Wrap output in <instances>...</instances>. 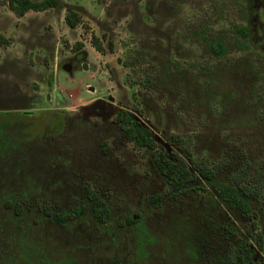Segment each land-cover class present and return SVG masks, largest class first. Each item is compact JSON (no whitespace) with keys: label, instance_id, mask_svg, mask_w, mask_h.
Returning a JSON list of instances; mask_svg holds the SVG:
<instances>
[{"label":"rangeland","instance_id":"obj_1","mask_svg":"<svg viewBox=\"0 0 264 264\" xmlns=\"http://www.w3.org/2000/svg\"><path fill=\"white\" fill-rule=\"evenodd\" d=\"M57 3L17 17L0 0V34L9 40L0 44V105L24 104V94L36 91L42 99L38 107L56 106L63 114L74 110L71 116L59 115L63 127L57 132L31 119L25 135L15 134L23 112L8 113L11 141L25 136L26 145L24 152L10 149L0 158V202L8 198L22 209L15 214L0 206V264H217L230 241L221 234L222 223L245 227L237 211L219 203L206 184L204 192L151 205L150 193H166L162 177L148 150L125 140L110 116L116 100L127 108L138 101L142 111L131 113L152 128L166 153L163 138L177 132L190 140L193 159L220 163V180H229L242 161L249 164V173L259 166L264 170V0ZM67 6L80 16L73 28L63 21ZM241 24L250 27V37L242 50L233 49V29ZM193 28L229 39L231 48L211 56L199 35L188 33ZM91 35L98 38L99 52ZM75 40L81 42L80 58L69 48ZM22 58L32 63L23 65ZM106 97L113 104L104 103ZM97 102L98 113L89 106ZM77 118L95 136L86 143L85 165ZM103 138L111 146L106 156L98 150ZM7 146L1 142L0 151ZM86 181L106 199V224L94 222L87 208L64 225L40 215L44 200L56 208L72 201L86 204ZM253 207L263 237V248L254 250L253 259L264 264V184ZM135 212L149 238H140L138 228L124 221Z\"/></svg>","mask_w":264,"mask_h":264},{"label":"trees","instance_id":"obj_2","mask_svg":"<svg viewBox=\"0 0 264 264\" xmlns=\"http://www.w3.org/2000/svg\"><path fill=\"white\" fill-rule=\"evenodd\" d=\"M5 1L17 17L28 9L41 10L58 5L57 0ZM63 21L69 28H73L81 22L79 14L68 6L64 8ZM188 33L199 35L206 50L213 57L222 56L231 47L242 50L245 41L250 37V32H248V37H246V28L234 26L230 47L227 45L229 39L226 41L220 35L212 36L194 28L188 30ZM234 34L238 36L234 37ZM90 41L95 50L98 52L102 50L96 36L91 35ZM2 43L7 44L9 40L0 34V44ZM107 45L111 47L109 41ZM69 48L72 51L78 50L81 48V42L75 40ZM146 80L148 81L149 78L147 77ZM113 120L120 125L126 137L132 140L135 145L146 146L151 149L153 163L167 185V197L173 198L190 191L204 192V184H206L219 203L230 206L237 211L239 218L244 221L245 227L241 229L229 221L222 223L221 234L230 241L226 244L224 254L218 258L217 264H255L253 259L254 250H262L263 237L258 229V212L254 209L253 203L259 200L264 184V170L259 166L254 172L249 173V164L246 161H242L229 173V180H220L215 174L220 167V163L205 164L193 159L189 151L190 148H188L190 140L185 136L177 132H170L166 141L175 146L176 150H171V157H169L167 153L155 147V139L152 133L139 124L138 120L123 107L117 109L113 115ZM197 179H199V182H197ZM84 192L88 203L87 208L92 219L97 224L107 223L110 213L102 197L93 191L88 184H85ZM159 197L157 193H154L152 200L156 201ZM83 209L84 205L80 201H74L68 208L54 213H52L48 203H45L42 211L45 217H50L56 223L64 224L68 220L78 217ZM140 227L142 226H138V228ZM139 235L149 238L142 229L139 230ZM114 260L116 261L115 258Z\"/></svg>","mask_w":264,"mask_h":264},{"label":"flooded vegetation","instance_id":"obj_3","mask_svg":"<svg viewBox=\"0 0 264 264\" xmlns=\"http://www.w3.org/2000/svg\"><path fill=\"white\" fill-rule=\"evenodd\" d=\"M25 13V12H24ZM239 26H242L243 28H246V32H247V36L246 37H248V32H250V27L247 25V24H241V25H239ZM238 26V27H239ZM244 47H245V45H244ZM79 50V49H78ZM78 50H74V51H72V54L75 56V55H77L78 54ZM78 56V55H77ZM79 57V56H78ZM80 58V57H79ZM24 61V63H23V65H26L27 63H28V65L30 64V63H32V62H29L28 60H26L25 58H22ZM26 61V62H25ZM35 61V60H34ZM82 66L84 67L85 66V63H82ZM24 96L26 97V100H27V102H25L24 104H21V105H11V106H2V105H0V138H1V140H0V143L2 142V144H8V146L6 147V148H4L2 151H0V158H2L5 154H8L11 150H12V153H16V150H18L19 152L18 153H20L21 152V150H22V152H24V150H23V148L25 147V136H24V138L22 139L21 137H18V138H14V143L11 141V139H10V132H11V124L13 123V122H11V120H10V117H9V112H12V113H16V114H18V113H21V112H23V114L25 115V117H24V119H22V120H20L19 119V123H18V126L20 127V129H18V131L15 133V134H17V135H19V134H23L24 133V135H25V130H24V128L26 127V124H30V122H31V119L34 121V123H35V126H36V124H37V122H40V128H42L43 126H46V127H48V125H51V126H55V132H57V130L61 127H59V124L61 123L60 121V119L58 118L59 117V115L60 114H62V115H64V114H66V116H71L72 115V113L74 114V110H72V109H67V110H64V114H63V112H62V110H58V107H56V106H50V105H45V107H38V106H40L42 103H41V101H42V99L40 98V94H36V91L35 92H33V93H28V94H24ZM47 97L48 98V94H46V95H44V97ZM133 97H134V94L132 93L131 94V98L133 99ZM47 98H45V100L47 101ZM103 102L105 103V102H107V103H110V104H113V98L111 97V98H105V100H103ZM101 103V102H100ZM99 103V105L101 106V104ZM94 104V103H93ZM90 104L89 106H92V107H94L93 108V111L94 112H99V107H98V102L96 103V104ZM47 106H49V107H47ZM115 109H114V111L112 112V114H111V116H110V122L112 123V125H115L116 126V128L121 132V134H122V136L124 137V139L125 140H127L128 142H130V144L133 146V147H135L136 149H147L148 150V158H149V161H150V163H151V165H152V167L154 168V170L162 177V181H163V183L165 184V190H166V193H162V192H159V191H155V192H152V193H150L149 194V196H148V202L151 204V205H156V204H158V202L160 201V200H162L163 198H167V199H169V197H167V192H168V188H167V185H166V183H165V181H164V178H163V176L158 172V170L156 169V167H155V165H154V163H153V160H152V156H151V149L150 148H148V147H146V146H137V145H135L134 143H133V141L132 140H129L127 137H126V135H125V133H124V131L122 130V128L120 127V125L116 122V121H114L113 120V115L115 114V112L117 111V109L118 108H120V107H123L124 109H126L132 116H134L137 120H138V122H139V124H141L142 126H144L147 130H149L151 133H152V135H153V137H154V139H155V147L157 148V149H161L164 153H166L165 152V147H163V146H160L159 144H158V142H157V137H156V135H155V133L153 132V130H152V128L150 127V126H148V125H146L144 122H142L141 120H139V118L137 117V116H135V115H133L132 113H131V111L130 110H133V111H136V112H141L142 111V107L140 106V104L138 103V101H136V103H131L130 104V106H129V108H127V107H125V105L123 104L122 105V103H121V101L120 100H116V105H115ZM86 109H88V107H86ZM37 115H39V121H37V119H36V116ZM35 116V117H34ZM26 119H27V122H26ZM30 121V122H29ZM76 121V124H75V127H76V129H77V131L79 132V134H80V136H81V141L79 142V145H78V147H79V151H80V157H81V160H83V163H84V165L86 164V157L84 156V154L86 153V143H87V141L91 138V137H95L94 136V134L93 133H89L88 131H85V126H84V122H83V120L82 119H79L78 120V118H77V120H75ZM78 123H81V127L78 129V127H77V124ZM7 125H9V126H7ZM59 127V128H58ZM63 127V126H62ZM61 127V128H62ZM10 128V129H9ZM58 128V129H57ZM6 129L9 131V133H7L6 132ZM39 129V128H38ZM53 129V130H54ZM34 131H37V128H35L34 129ZM82 134L83 135H86V139H82ZM170 134V133H169ZM168 134V135H169ZM48 141V140H47ZM47 141H43L42 142V144H44V143H47ZM165 138H163V143H164V146H165ZM166 143H167V145H168V147H169V150H168V152L169 153H167V155L169 156V157H171V153H170V151L171 150H176V148H175V146H173L171 143H168L167 141H166ZM11 149V150H10ZM10 150V151H9ZM98 150H99V154L100 155H108V153L110 152V150H111V146H110V142L108 143V142H106L105 140H104V138L102 139V140H100V142L98 143ZM9 151V152H8ZM216 161H214V162H212V163H215ZM212 163H210V164H212ZM93 164H95V163H93L92 162V165ZM91 165V166H92ZM98 172H100L101 171V168H99V167H97V169H96ZM216 174V173H215ZM85 184H88V186L93 190V191H95V192H97L98 193V195L100 196V197H102V199L104 200V202H105V204L107 205V207H108V209H109V213H110V208H109V206H108V204H107V202H106V199H105V197H104V195H102L96 188H94L93 186H92V184L90 183V182H88V181H86V182H84L83 183V187H82V189H83V193H84V197H85V199H86V204H84L83 202H81L83 205H84V209H83V211L88 207V203H87V198H86V195H85V192H84V189H85ZM154 193H157L160 197L156 200V201H153L152 200V195L154 194ZM74 201H72L69 205H67L66 207H64V208H56L54 205H53V203L51 202V201H49V200H44V201H42L41 202V204H40V206H39V212H40V215L43 217V218H47V219H49L51 222H53V223H55V224H58V225H64V224H66V223H68L69 221H71V220H73V219H75V218H72V219H70V220H68L66 223H64V224H60V223H56V222H54V221H52L51 220V218L50 217H45L44 216V214H43V211H42V209H43V205L45 204V203H48V205L50 206V209L52 210V213H54V212H56V211H58V210H63V209H66V208H68L72 203H73ZM0 206L1 207H3V208H11L12 209V212L13 213H15V214H20L21 213V206H20V204L17 202V201H14V200H10V199H8V198H5L4 200H2L1 202H0ZM88 209V208H87ZM82 211V212H83ZM133 215L134 214H129V215H126L125 216V218H124V221L125 222H128V223H132V224H134L137 228H138V226H142V227H140V228H138V230H143V231H145V233H146V226H145V224H144V222H143V220H141V218H140V216H139V213H137V212H135V216L133 217ZM77 218V217H76ZM92 218V217H91ZM110 218V217H109ZM93 220V219H92ZM134 220H136V221H134ZM94 221V220H93ZM95 222V221H94ZM118 223H119V225H121L122 224V221H118ZM103 224H106V223H103ZM103 224H99V225H103ZM147 234V233H146ZM140 238H142V236L140 237Z\"/></svg>","mask_w":264,"mask_h":264},{"label":"crops","instance_id":"obj_4","mask_svg":"<svg viewBox=\"0 0 264 264\" xmlns=\"http://www.w3.org/2000/svg\"><path fill=\"white\" fill-rule=\"evenodd\" d=\"M34 11H37V10H34ZM25 12H26V11H25ZM23 14H24V13H23ZM23 14H22V15H23ZM65 25H66V24H65ZM66 26H67V25H66ZM67 27H68V26H67ZM68 28H69V27H68Z\"/></svg>","mask_w":264,"mask_h":264}]
</instances>
